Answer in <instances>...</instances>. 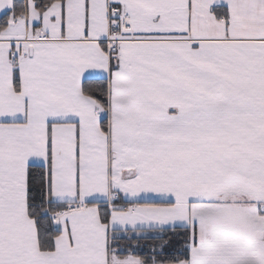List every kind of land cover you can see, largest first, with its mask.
<instances>
[{
  "label": "snow or ice",
  "instance_id": "6c2138e0",
  "mask_svg": "<svg viewBox=\"0 0 264 264\" xmlns=\"http://www.w3.org/2000/svg\"><path fill=\"white\" fill-rule=\"evenodd\" d=\"M0 264H264V0H0Z\"/></svg>",
  "mask_w": 264,
  "mask_h": 264
}]
</instances>
